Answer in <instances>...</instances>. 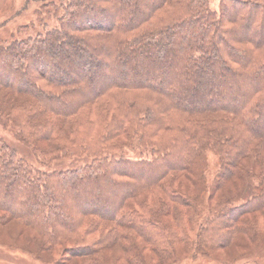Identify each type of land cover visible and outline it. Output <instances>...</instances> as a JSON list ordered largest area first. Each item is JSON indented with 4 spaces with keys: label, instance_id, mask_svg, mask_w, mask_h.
<instances>
[{
    "label": "trees",
    "instance_id": "trees-1",
    "mask_svg": "<svg viewBox=\"0 0 264 264\" xmlns=\"http://www.w3.org/2000/svg\"><path fill=\"white\" fill-rule=\"evenodd\" d=\"M14 1L0 0V18ZM35 11L40 31L0 44V125L41 166L0 135V225L40 244L16 249L97 264L132 238L128 264L142 250L164 264L178 245L212 258L241 234L264 237V0H43ZM206 150L218 156L210 196L248 180L241 201L223 196L201 215L182 179L204 173L194 164Z\"/></svg>",
    "mask_w": 264,
    "mask_h": 264
},
{
    "label": "rangeland",
    "instance_id": "rangeland-1",
    "mask_svg": "<svg viewBox=\"0 0 264 264\" xmlns=\"http://www.w3.org/2000/svg\"><path fill=\"white\" fill-rule=\"evenodd\" d=\"M42 1L43 0L14 1V3L10 6V9L4 14V16L0 18V44H5L13 38H24L30 34L34 35L36 34V32L40 31L38 21H36L37 12H34V10L38 8L39 4H41ZM208 2L211 8L218 9L219 0H208ZM43 18H46L48 22L51 23V20L45 15H43ZM108 20L111 21V19ZM91 57V55L87 57V65L89 67H93L96 62V60H93ZM110 76H112V74H109V77ZM104 77L105 73L101 74V78L104 79ZM200 88L204 89L203 85ZM0 135L4 138L6 142L16 146L20 156L26 158L29 163L33 164L34 166L41 167L40 164L37 163L36 159L30 154L28 148H25L20 142H18L11 128H5L0 125ZM205 153L206 154L204 155V157L199 158V160H197L194 164V167H196L197 170H200V172L204 171V173L200 176L203 178L204 181L202 180L201 182L200 177H198V175H195L196 181L194 182H189L188 177H183L184 179H182L184 182L185 190H189V193H192L193 195L199 194L198 204L196 206L201 212V215H204L207 211V202L211 203L215 200L217 201L223 196L225 198L229 197L235 200V202L241 201L242 197H244L245 192H242V197L240 192L243 188L244 182L248 180L247 178L244 179L242 182L239 183L236 188L234 186L230 189L225 188V191L224 189L221 190L222 192L220 191L219 195L217 194L219 190L215 193L212 192L210 196V188L214 182L215 174L217 173L218 169V156H214L212 150H206ZM129 154L133 155L132 153ZM61 163L64 164V161L52 162L50 164L51 168L43 166L42 167L54 169L57 168V166H55L56 164ZM204 185L207 186V189L205 190ZM243 191L245 190L243 189ZM152 193L154 195V201H157L158 197L161 196L160 190L155 189L154 191H152ZM82 202L84 203V200H82ZM84 207H87V204H85ZM255 215L258 219L257 212L254 213V216ZM253 221H255L256 223V220L253 219ZM260 221L264 224V216L260 218ZM32 235L33 232L29 228H23L14 222H9L7 224L0 225V243H6L8 246H11L13 248L18 246L26 247L28 245L34 251H38L37 248L40 244L37 242L38 240L31 241L30 237ZM248 239V236L245 234L239 235L230 247L213 250L212 252L215 257L212 258L202 256L196 257L195 259L191 258L187 254L185 248L182 245H178L172 252L170 257L166 260V262H164V264H222L223 262L219 261L218 258L227 259L226 264H264V237L259 240L257 237L252 238L250 240ZM122 246L127 248L130 246V248H125L127 250L125 251L121 248ZM122 246H115L114 248L110 247L109 249L102 251L99 254L101 258L97 257V264H128L127 259L134 255V252H138V250L140 249V247L137 246V244L132 238H127L123 240ZM44 257L45 255L40 253V260H37L31 258L28 254H25L16 248L8 249L0 246V264H45L42 262L44 261ZM139 257L142 258H140L141 264H158L159 262L156 254L152 253L150 250H147L146 252H144L143 250L140 251ZM87 260L88 257L79 258V260L77 259V261H71L66 264H83Z\"/></svg>",
    "mask_w": 264,
    "mask_h": 264
}]
</instances>
